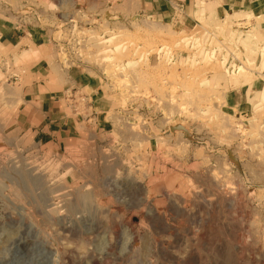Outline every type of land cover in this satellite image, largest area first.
<instances>
[{"label": "rangeland", "instance_id": "374dc122", "mask_svg": "<svg viewBox=\"0 0 264 264\" xmlns=\"http://www.w3.org/2000/svg\"><path fill=\"white\" fill-rule=\"evenodd\" d=\"M228 18L180 31L139 0H0V22L45 36L0 45V264H264V39ZM37 68L101 83L104 136L59 151L21 136ZM209 75L254 85L246 115Z\"/></svg>", "mask_w": 264, "mask_h": 264}, {"label": "crops", "instance_id": "0c3cea01", "mask_svg": "<svg viewBox=\"0 0 264 264\" xmlns=\"http://www.w3.org/2000/svg\"><path fill=\"white\" fill-rule=\"evenodd\" d=\"M139 8L143 15L153 21L169 24L180 31L191 30L202 18L215 23L226 16H232L233 21L248 17L253 36L264 39V0H183L181 5L173 0H139ZM21 30L0 22L1 47L18 45L21 37L31 42L45 38L37 30L28 29L26 33ZM207 78L224 89L229 109L236 110L239 117L247 114L254 96V85L231 88L218 75H209ZM57 80L41 68L30 70L21 79L19 104L12 118L21 136L56 151L75 149L86 141L104 136L110 124L108 113L114 106L101 83L77 69L66 72L64 83ZM68 88L77 89L90 97L93 119L73 117L69 113L61 98Z\"/></svg>", "mask_w": 264, "mask_h": 264}, {"label": "built area", "instance_id": "2783aa9c", "mask_svg": "<svg viewBox=\"0 0 264 264\" xmlns=\"http://www.w3.org/2000/svg\"><path fill=\"white\" fill-rule=\"evenodd\" d=\"M63 101L73 117L93 119L92 100L81 91L74 88H68L62 94Z\"/></svg>", "mask_w": 264, "mask_h": 264}, {"label": "bare ground", "instance_id": "6f19581e", "mask_svg": "<svg viewBox=\"0 0 264 264\" xmlns=\"http://www.w3.org/2000/svg\"><path fill=\"white\" fill-rule=\"evenodd\" d=\"M228 17L229 18H228L227 22L229 21V19H230L231 16H228ZM249 37L251 39V36H249ZM262 53L264 54V47H263ZM240 77L242 78V81H244V82L248 81V76L246 75V73L243 70H241V68L238 67V68H236V70L234 72H232V73L229 74L228 79H229V82L231 84H236L238 82V79ZM27 175H28V173H27Z\"/></svg>", "mask_w": 264, "mask_h": 264}]
</instances>
